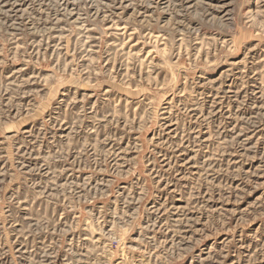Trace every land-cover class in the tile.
<instances>
[{
    "label": "rangeland",
    "instance_id": "rangeland-1",
    "mask_svg": "<svg viewBox=\"0 0 264 264\" xmlns=\"http://www.w3.org/2000/svg\"><path fill=\"white\" fill-rule=\"evenodd\" d=\"M0 264H264V0H0Z\"/></svg>",
    "mask_w": 264,
    "mask_h": 264
}]
</instances>
